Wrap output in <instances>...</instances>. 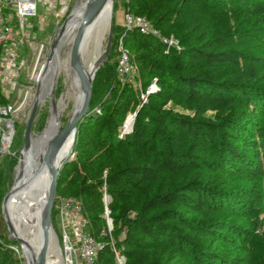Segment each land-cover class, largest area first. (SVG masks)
Wrapping results in <instances>:
<instances>
[{
  "label": "trees",
  "instance_id": "1",
  "mask_svg": "<svg viewBox=\"0 0 264 264\" xmlns=\"http://www.w3.org/2000/svg\"><path fill=\"white\" fill-rule=\"evenodd\" d=\"M165 1L173 9L159 14L151 0H131L128 9L173 34L180 50L166 51L158 38L136 29L122 34L129 48L135 46L130 55L143 88L156 79L159 90L148 94L149 107L138 110L132 130L119 136V116L137 89L118 81L117 62L110 73L100 65L89 112L76 130L77 157L62 166L56 196L81 202L88 231L102 244L98 264H116L114 250L125 264H241L236 252L221 247L223 230L232 227L255 241L264 196L256 180L234 190L217 178L225 168L263 177L264 54L251 50L264 40V29L223 31L199 7L252 5L264 18V0ZM136 2L147 6L137 11ZM219 66L227 69L222 76ZM102 80L107 87L100 91ZM171 99L193 116L163 110ZM209 109L212 119L204 116ZM3 180L0 172V187ZM104 187L113 223L107 235L100 233L106 227ZM223 212L247 214L252 228L235 226ZM5 230L0 214V264H22Z\"/></svg>",
  "mask_w": 264,
  "mask_h": 264
},
{
  "label": "rangeland",
  "instance_id": "2",
  "mask_svg": "<svg viewBox=\"0 0 264 264\" xmlns=\"http://www.w3.org/2000/svg\"><path fill=\"white\" fill-rule=\"evenodd\" d=\"M79 0H71L69 3V10L67 15L63 17L60 21L59 25L56 27L54 24L56 23L57 17L55 16L56 10L53 13V16L49 15L46 8H42L41 4L37 2V15L33 17H28L27 22H29L34 30L36 31V44L31 46L26 45L23 48L18 50V55L21 59H23L24 66L22 69V76L20 85L18 86L17 90H11V95L15 96L14 101H16V105L18 106L19 103H22L20 108H15L16 111L11 114L14 120V137L7 148L6 151L0 153V172H2L4 176L3 185L0 187L2 188L0 191L6 192L11 188L14 182V172L15 175L18 172V167L16 168L19 158L21 156L20 151L22 150L26 136H25V129L28 124V120L30 118L32 112V106L35 100V93L38 81L36 80V74L39 71H42L43 65H45L46 58L50 46L56 36L58 31L57 28L61 26V24L66 20L69 13L74 9L77 5ZM128 2L131 0H113V15H112V29H111V39H110V47L109 52L101 64V66H107L109 73L114 71V67L116 66V62L118 61V57L120 54V49H125L129 51L134 50L135 46L128 47L125 44V41L122 40V34L125 28L121 25V16L122 12L128 9ZM152 6L157 10L156 14H159L160 11L173 9L172 4L167 3L165 0H151ZM147 4L144 3H135V8L137 11L143 10ZM252 6V5H251ZM249 5L237 4L230 7L229 5L225 6H214L213 8H209L207 4H202L199 8L204 11V14L211 18L215 25L222 29L223 31L232 32V31H240L245 30L248 28H263L264 29V18L258 16L252 7ZM195 7L187 9L189 11L194 10ZM185 10V11H187ZM188 11V12H189ZM47 13L48 16L45 18L43 22V30H38V23L40 21V16L43 13ZM6 16H8L9 12L5 11ZM13 22L15 23L16 20L14 19ZM109 25L105 27L99 34L91 35L90 40L87 45L86 50V63L89 68H91L95 61L100 57V55L104 52L107 48L108 39H109ZM164 36H173V43L169 46H165L166 51L170 50H180L181 44L179 43L178 39L173 35H164ZM159 39V38H158ZM160 40V39H159ZM161 41V40H160ZM164 43L163 41H161ZM42 46V47H41ZM252 54L255 55H263L264 54V40L259 42V45L251 50ZM68 58H69V50H68ZM44 62V63H42ZM42 63V65H41ZM69 64V63H68ZM48 67H52L50 63L44 66V73L42 75V80L40 79V88H39V95L36 99L37 101V109L35 112V116L30 127L31 135L29 136V142L32 140L35 134L41 133L46 125L47 120L50 113V100H48V88L52 77V70H49ZM41 68V70H40ZM227 69L224 67H217L215 71H218L220 76H222ZM46 73V74H45ZM45 74V75H44ZM39 78V75H38ZM95 79V76L93 80ZM45 81V85L44 82ZM153 81V80H152ZM151 84V83H150ZM149 84V86H150ZM148 86V87H149ZM107 82L100 81L99 90L102 91L106 89ZM133 87L137 89L135 92V100L134 103H130L127 107V110L120 114L119 116V136L125 135L126 133L130 132L134 125L135 116L138 110H147L149 107L147 102V89L143 88L142 84H137ZM147 87V88H148ZM73 76L71 71L67 65L60 64L57 76H56V85H55V101H59L62 95L65 92H70L68 95V99H66L65 106L61 110L60 122H61V129L67 122L69 115L73 109L74 100L73 97ZM157 89L156 91H158ZM153 91V92H156ZM151 91V93H153ZM60 108L59 103L55 108V112ZM163 110H168L172 114H182V115H189L193 116L194 112L190 109L184 108L180 106L174 99L169 100L164 107ZM215 114L214 110H207L205 112V117L212 119ZM147 121H150L149 117H147ZM163 126V125H162ZM164 139L162 138V141ZM75 143V141H74ZM74 143L72 145L71 156L68 161L75 160L77 157L76 150L74 147ZM16 169V170H15ZM6 179V180H5ZM219 179L220 184L229 185L235 189H239L241 186H250L252 185L255 180L259 185L261 193L264 196V169H263V177L258 179H252L251 177L244 175L243 173L236 172L234 170H229L227 168L223 169L221 175L217 178ZM4 195L0 198V214L1 212V202ZM222 217L231 219L232 223L235 226H244L252 228V224L250 218L247 214H242L241 212H237L236 214H231L230 212H223ZM258 226L254 229L255 234L258 237H254L255 241L251 238L250 241L247 239L250 237L249 234H239L237 231L232 229V227H227L228 230H223V238H221V247L226 251L236 252L238 255V261L241 264H264L261 261L264 260V212L257 215L256 217ZM6 227V225H5ZM51 230L54 234V238L59 246L61 256L64 260L65 257V244L64 238L61 233V209H60V200L55 196L53 205L51 208ZM232 231V233H230ZM70 233V231L68 230ZM6 235L8 236L7 228L5 230ZM248 236V237H247ZM19 246V245H18ZM20 248V246H19ZM21 250V249H20ZM21 252V251H20ZM50 257H54L55 254L51 252L49 255ZM22 264H25V259L22 257ZM63 263V262H62Z\"/></svg>",
  "mask_w": 264,
  "mask_h": 264
},
{
  "label": "built area",
  "instance_id": "3",
  "mask_svg": "<svg viewBox=\"0 0 264 264\" xmlns=\"http://www.w3.org/2000/svg\"><path fill=\"white\" fill-rule=\"evenodd\" d=\"M71 0H0V153L7 150L14 135V120L11 116L20 108L22 103L16 105L11 90H17L20 85V76L23 74V59L18 55V50L26 45L36 44V31L33 26L27 22L28 17L37 15V2L42 8H46L49 15L57 17L56 27L69 10ZM5 11L9 14L6 16ZM43 13L40 16L38 30H43V22L48 16ZM16 20L14 23L13 20ZM121 25L127 29H136L142 34L153 35L159 38L167 46L173 43V36H162L161 32L156 29L150 20L144 15L131 12L126 9L122 12ZM58 29V28H57ZM42 47V46H41ZM116 73L118 81L121 84L130 83L140 85L138 80V67L131 57L129 51L120 49L117 61ZM156 79H153L147 88V94L156 91ZM3 100H5L3 102ZM12 120L13 128L10 125ZM4 141L7 145L4 146ZM61 209V233L64 238L65 264H98V252L102 244L96 240L88 231L89 222L82 210L81 202L73 197L60 198ZM111 198L103 188L102 201L104 203V218L106 227L101 229L103 235L110 234L113 223L109 216L108 203ZM70 231V233L68 232ZM113 245V244H112ZM10 247L19 254L21 252L17 245ZM114 259L116 264H125V256L114 250Z\"/></svg>",
  "mask_w": 264,
  "mask_h": 264
},
{
  "label": "bare ground",
  "instance_id": "4",
  "mask_svg": "<svg viewBox=\"0 0 264 264\" xmlns=\"http://www.w3.org/2000/svg\"><path fill=\"white\" fill-rule=\"evenodd\" d=\"M85 3L86 0L78 1L77 5L72 11L71 17L67 22L62 36L58 39V42L53 45V50L50 54V57L46 60L47 62H45V65L50 63L52 66L51 68L48 67L49 70L53 69L49 84L50 86L48 88V100H50L51 107L47 125L41 133L35 134L30 142L28 137V150L22 151L20 161L16 166V168L18 167V172L16 175L14 172V183L16 186L19 184V187L18 190L15 191V193L10 197L7 204V210L16 235L23 239V250L26 264H30L28 250L32 249L35 256H37L42 248L44 238L43 219L45 214V205L48 198L49 188L53 179V174L55 170L62 166L64 160L70 158L72 145L75 141V134H70L65 139L57 154L52 158L51 164L43 165L41 163L42 155L46 149L48 141L61 130V110L65 106L66 99H68L70 96L68 95L70 92H65L58 102L55 101L56 76L61 63L69 67L73 76L72 100H74V105L69 118L78 109L82 101V89L79 83L77 72H75L70 67V64H68V50L76 32L77 25L81 20ZM112 15L113 4L111 5L109 2L91 20V22L84 27L80 34V58L83 64V73L85 75L95 70V63L91 68H89L86 63V50L90 37L91 35L99 34L105 27H107ZM45 65H43L42 71H39L40 73L36 74V80L38 79L39 82L40 79L42 80ZM43 82L45 85V81ZM58 103L60 108H58V110L55 112V108L57 107ZM6 145L7 142L4 141V146ZM29 171H32V173L35 172L34 178L31 182L20 186V183L18 182L19 179ZM49 239L48 255L53 252L55 256H48L44 264H65V261L61 256L59 246L54 238L53 232L49 234Z\"/></svg>",
  "mask_w": 264,
  "mask_h": 264
},
{
  "label": "water",
  "instance_id": "5",
  "mask_svg": "<svg viewBox=\"0 0 264 264\" xmlns=\"http://www.w3.org/2000/svg\"><path fill=\"white\" fill-rule=\"evenodd\" d=\"M113 4V0H86L85 8L83 10L81 20L79 24L77 25L76 32L73 36V39L71 41L70 47H69V64L70 67L77 72L79 83L82 89V101L78 109L74 112V114L68 118L67 122L63 126V128L55 134L53 137L50 138L48 141V144L46 146V149L42 155V164L43 165H49L51 164L52 158L57 154L58 150L64 143L65 139L70 134H76L77 127L82 120L84 116H86L89 112V105H90V99H91V91H92V81L95 75L96 70L100 67V65L104 62L106 59L109 47H110V39H111V29H112V17L109 22V39L107 48L104 50V52L100 55V57L95 61V70L91 71L89 74L85 75L83 73V64L81 62V49L79 46V40H80V34L84 27L91 22V20L101 11V9L107 4V3ZM73 11V10H72ZM72 11L67 16L66 20L61 24V26L58 28V31L56 33V36L54 37L53 43L50 46V49L47 54L46 60L50 57V54L53 50V45H55L58 42V39L62 36V33L67 25L68 20L71 17ZM40 73V72H39ZM39 81L36 88L35 93V100L32 106V112L30 115V118L28 120V124L25 129V144L20 151V154L23 150H28V137L31 135L30 127L32 125L35 112L37 109V97L39 95ZM10 125L13 128L12 120H10ZM64 160L62 163V166L68 161ZM20 161V158H19ZM19 163V162H18ZM58 168L54 171L53 179L49 188L48 198L45 205V214L43 219V230H44V238H43V244L40 252L37 256H35L34 251L32 249L28 250V256L30 259V264H44L45 260L47 259L48 255V247H49V234L52 232L51 230V208L53 205L54 198L56 196V184H57V178L58 174L62 168ZM35 176V172L32 173V171L26 172L20 179L19 183L20 186L31 182L32 179ZM15 182V181H14ZM13 182V185L11 188L6 192L4 195L2 202H1V212H2V218L4 220V223L6 225L7 231H8V237L13 240L15 243H17L20 246V251L22 253V257H24V250H23V239L20 238L18 235H16L15 230L12 226L9 213L7 210V204L10 199V197L15 193V191L18 190L19 184L16 186ZM54 235V234H53ZM26 264V263H25Z\"/></svg>",
  "mask_w": 264,
  "mask_h": 264
}]
</instances>
